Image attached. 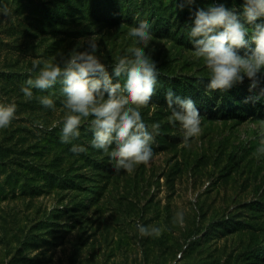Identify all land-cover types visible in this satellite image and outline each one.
I'll return each mask as SVG.
<instances>
[{"label": "rangeland", "instance_id": "1", "mask_svg": "<svg viewBox=\"0 0 264 264\" xmlns=\"http://www.w3.org/2000/svg\"><path fill=\"white\" fill-rule=\"evenodd\" d=\"M94 1L103 0H0V103L17 105L11 125L0 129V264H264V157L253 155L259 140L253 125L264 110L241 104L240 93L208 85L204 97L176 91L173 98L191 99L202 118V134L189 148L181 146L180 125L167 122V94L154 95L141 109L150 131L161 125L153 159L117 173L115 161L91 147L88 121L73 141L86 152L76 155L61 142L66 109L59 83L34 89L31 100L21 92L35 76L34 59L84 51L92 37L113 83L123 84L114 63L133 46L128 17L152 25L144 50L159 72L156 90L164 91L209 81L188 36L198 9L223 4L236 11L248 29L240 55L251 54L252 29L262 23H246L245 0H106L97 11ZM258 75L256 89L246 76L240 83L249 89L245 99L262 94L264 70ZM42 95L52 97L54 110L39 103ZM178 211L183 227L172 223ZM138 223L164 230L142 237Z\"/></svg>", "mask_w": 264, "mask_h": 264}, {"label": "clouds", "instance_id": "2", "mask_svg": "<svg viewBox=\"0 0 264 264\" xmlns=\"http://www.w3.org/2000/svg\"><path fill=\"white\" fill-rule=\"evenodd\" d=\"M3 15H9L7 8L3 9ZM262 16L264 0H245L243 18L247 24H254ZM151 29L152 25L147 20L129 28L127 35L132 38L133 46L128 47L114 63V75H123V84L113 83L105 65L96 55L97 39L92 37L84 51L73 49L67 55L58 52L52 59H34L30 71L35 76L28 78L21 87L24 96L31 100L34 89L47 92L59 83L64 97L63 108L66 109L61 142L71 144L70 151L76 155L86 152L85 147L73 141L81 135L82 122L88 121L92 133L91 147L102 150L115 161L114 170L117 173L121 170L132 173L141 164L149 165L154 156V138L161 130L157 122L151 125L150 131L141 115V109L149 106L155 95L159 75L155 61L144 50L153 39ZM247 33L248 29L236 11L223 4L195 12L194 26L188 36L194 46V58L202 61L208 70L210 89H231L242 83L245 76L251 81L250 90L259 87L261 81L258 74L264 70V24H255L252 29L251 40L255 48L251 54L240 55L238 50L249 46L245 39ZM260 91L264 94V88ZM173 96L169 90L166 99L171 114L167 122L173 127L177 123L180 125L183 132L181 146L189 148L193 138L202 134V118L191 99L178 96L174 99ZM38 99L45 108L55 109L50 95H42ZM16 111L15 103H0V129L11 125ZM35 125L44 128L42 121H36ZM253 127L259 137L253 155L259 160L264 157V120ZM172 223L183 227L184 212L178 211ZM136 227L142 237H159L164 230L162 226L139 223Z\"/></svg>", "mask_w": 264, "mask_h": 264}, {"label": "trees", "instance_id": "3", "mask_svg": "<svg viewBox=\"0 0 264 264\" xmlns=\"http://www.w3.org/2000/svg\"><path fill=\"white\" fill-rule=\"evenodd\" d=\"M93 2V1H92ZM105 3H106V0H103L102 2L100 3H96L94 1V3H92L91 5V8L95 9L96 11L97 10H100V7L101 9L103 8V6H105ZM142 7V6H141ZM255 22H261L262 24H264V16L262 17H259ZM125 23L130 25V26H136L137 25V20L136 19H133L131 17H128L125 19ZM209 81H207V79H202V78H199V79H196L195 81H191V83H189L188 85L187 84H182L180 85L177 89L176 87L174 86V84L171 85V91L173 92V94L175 95L176 94V91H179L183 94H188L189 97H191V95H196V96H201V97H204L203 95V86H207L209 85ZM164 89L166 88H157L156 92H155V95L158 96V97H163L164 98V95L168 93V91H164ZM229 91L232 90L234 91L235 93H240V95H242L243 97V101L241 104H248L250 107H253V108H259V110H264V94H261L259 95L258 97H256V93L255 91H253V93H251V97L249 98H246L245 99V95L246 93L248 92V86L245 85V84H236L234 85L231 89H228ZM202 91V92H201ZM222 96H223V101L225 99V95L224 93H222ZM208 98V97H207ZM167 100V99H165ZM206 100L204 99L202 101V103L200 104V106H202L204 104ZM262 102V103H261Z\"/></svg>", "mask_w": 264, "mask_h": 264}]
</instances>
